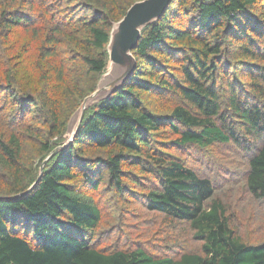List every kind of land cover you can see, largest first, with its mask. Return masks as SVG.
<instances>
[{
	"label": "trees",
	"instance_id": "16d2710c",
	"mask_svg": "<svg viewBox=\"0 0 264 264\" xmlns=\"http://www.w3.org/2000/svg\"><path fill=\"white\" fill-rule=\"evenodd\" d=\"M135 1L0 0V264H264V236L223 199L215 170L181 156L233 145L263 226L264 0H172L142 30L134 72L36 182ZM130 200L153 214L162 248L97 245L103 207L114 239Z\"/></svg>",
	"mask_w": 264,
	"mask_h": 264
},
{
	"label": "rangeland",
	"instance_id": "374dc122",
	"mask_svg": "<svg viewBox=\"0 0 264 264\" xmlns=\"http://www.w3.org/2000/svg\"><path fill=\"white\" fill-rule=\"evenodd\" d=\"M168 104H172L174 101L169 100ZM193 149V152H188L186 154L182 153V157H185V161L190 164V166H195L200 169L205 175H208L209 169L213 168L215 170L214 179L217 181V185L221 189L223 199L228 203L231 202L232 206H239L244 210L238 209L242 213L243 218L248 217V222L253 223L250 227L251 231L254 232V238L260 239L264 236V223L261 227L259 219L263 218V211L259 205L253 204V202H246L247 195L243 192L242 174L244 170L243 162H245L243 156L239 153L233 145L218 146L214 149ZM186 151H189L188 149ZM211 168H208V165ZM200 167V168H199ZM98 196V195H96ZM95 196V198H96ZM103 203H105L103 201ZM128 209L130 212L134 213L133 217H129L124 225H120L118 228V233L115 234V238L112 239L113 234H111V228L117 229L111 226V216L109 208L103 207V220L100 230L95 236V241L98 246H108L116 242L117 244L123 245L124 243H146L150 248L157 244H162L160 248L163 247L164 238H157V233L163 236L162 232L158 230L157 223L154 221V216L149 213H145L141 208L136 209L135 203L130 200L128 202ZM137 213L142 214L140 219L137 217ZM139 214V215H140ZM108 222V223H107ZM260 226L259 228H257ZM111 234V236H110ZM142 235V237H140Z\"/></svg>",
	"mask_w": 264,
	"mask_h": 264
},
{
	"label": "water",
	"instance_id": "95a60500",
	"mask_svg": "<svg viewBox=\"0 0 264 264\" xmlns=\"http://www.w3.org/2000/svg\"><path fill=\"white\" fill-rule=\"evenodd\" d=\"M172 0H139L131 4L124 16L113 22L106 46L108 67L100 75L96 89L84 97L69 116L62 142L42 160L36 182L40 179L44 164L59 151L67 148L75 139L85 112L121 89L136 67L132 51L137 47L141 32L158 21ZM35 182L32 184V186Z\"/></svg>",
	"mask_w": 264,
	"mask_h": 264
}]
</instances>
